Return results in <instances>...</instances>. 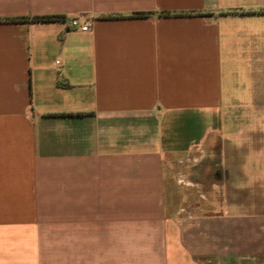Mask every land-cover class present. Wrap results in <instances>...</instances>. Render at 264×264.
Listing matches in <instances>:
<instances>
[{
    "label": "crops",
    "instance_id": "1",
    "mask_svg": "<svg viewBox=\"0 0 264 264\" xmlns=\"http://www.w3.org/2000/svg\"><path fill=\"white\" fill-rule=\"evenodd\" d=\"M0 264H264V0H0Z\"/></svg>",
    "mask_w": 264,
    "mask_h": 264
},
{
    "label": "rangeland",
    "instance_id": "2",
    "mask_svg": "<svg viewBox=\"0 0 264 264\" xmlns=\"http://www.w3.org/2000/svg\"><path fill=\"white\" fill-rule=\"evenodd\" d=\"M220 148H221L220 142H219V140H216V142H215V144L213 145V148H212V150H213L212 152L214 153V156H213V159L211 160L212 161L211 164L214 166L213 167V170L216 171V173H219V171L216 170V169H217V167H219V163H220ZM207 150L208 149H205V147L203 146L201 149L197 150V152L204 153ZM209 163L210 162H208V164ZM205 164H207V163H205L204 161H202V165L201 166H202L203 169L205 167ZM187 177H188V175H186V179H187ZM201 178H202V180L204 182V176H202ZM217 178L218 177L215 176V175L212 176V179H214V180L217 179ZM200 194L204 195L205 193H204V191H202V193H200ZM219 196H220L219 195V192L214 193V197L215 198H220Z\"/></svg>",
    "mask_w": 264,
    "mask_h": 264
},
{
    "label": "built area",
    "instance_id": "3",
    "mask_svg": "<svg viewBox=\"0 0 264 264\" xmlns=\"http://www.w3.org/2000/svg\"><path fill=\"white\" fill-rule=\"evenodd\" d=\"M68 23L74 29H80L82 31L91 30V24L85 21L81 16L70 17Z\"/></svg>",
    "mask_w": 264,
    "mask_h": 264
},
{
    "label": "trees",
    "instance_id": "4",
    "mask_svg": "<svg viewBox=\"0 0 264 264\" xmlns=\"http://www.w3.org/2000/svg\"><path fill=\"white\" fill-rule=\"evenodd\" d=\"M38 20H45V21H49V20H55V19H60V16H55V15H44V16H37L35 17ZM18 20H23L24 18H17Z\"/></svg>",
    "mask_w": 264,
    "mask_h": 264
}]
</instances>
